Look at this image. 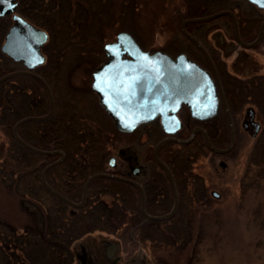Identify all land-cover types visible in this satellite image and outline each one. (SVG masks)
Listing matches in <instances>:
<instances>
[{
    "label": "rangeland",
    "instance_id": "1",
    "mask_svg": "<svg viewBox=\"0 0 264 264\" xmlns=\"http://www.w3.org/2000/svg\"><path fill=\"white\" fill-rule=\"evenodd\" d=\"M25 1L33 4L29 10H24L23 14L49 34V39L43 48L46 61L41 71L45 79H48L46 82L51 89L55 104L51 123L59 124L60 129L69 125L76 133L74 135L76 137L87 135L86 132L93 133L97 129L99 131L96 133L99 134L112 126L115 127L112 119L100 106L91 83L93 70L106 59L103 45L114 41L117 33L129 32L143 49L150 52L161 50L172 57L185 53L197 62H203L201 50L180 29L183 20L209 15L211 12L220 11L218 9L223 7L239 6V11L246 10L247 13L257 14L250 4L238 0H228V2L224 0H23ZM198 25L200 26L193 24L191 29L201 39L207 52L211 51L216 55L220 53V62L224 60L225 64H231L232 50L230 52L224 50L226 54L223 53L219 46V35L215 36L222 34L224 42L233 37L232 29L227 28L226 19L219 17ZM247 53L255 56L258 73L261 72L264 77V41L247 50ZM11 64L13 65L10 68L15 71L25 69L22 63L12 61ZM12 81V84L11 82L8 84H17L13 88L23 86L24 89L27 88V90L23 89L25 93L35 91V87L30 86V82L22 79H12ZM238 86L241 87V84ZM250 86L252 90L248 92L258 97L259 101L251 100L241 110L236 109L239 133L230 152L227 154L212 152L206 143L204 149L199 139L193 145L174 144L164 152L165 156H163L169 160L171 158H168V154H181L179 165L177 162L178 170L193 173L204 182V185H200V188L203 186L202 193H198V199L199 194H202V203L190 205L191 197L185 195L182 199L183 205L174 218L143 222V215L139 211V197L123 190L122 204L127 206L129 211L122 219L119 214L120 220L112 224L100 217L98 206L92 208L95 212H91L90 220L84 223V212L88 207L78 208L74 215H77L80 221L79 230L83 234L86 230L93 229H98V232L81 236L82 238L74 242L75 252L71 253L73 264H77L75 253L81 242L85 245L89 244L95 250V254L102 255L101 238L117 239L124 260L132 258L140 249L148 253L151 264H190L195 251L194 264H264V174L262 173L264 165L258 163L263 159L260 153L264 141V78L257 82L256 86L254 84ZM6 87L1 88L0 91L5 92ZM239 92L244 93L240 89ZM42 96L45 105L48 100V110L49 97L44 86ZM8 98L18 102V99L27 97L23 94V97L21 95L18 99H15V96ZM253 106L256 107L263 127L256 137L246 133L241 126L244 114L248 113L249 109H254ZM223 108H220L218 117L214 119L215 130L213 129L218 142L215 146L220 148L228 146L230 140L227 134V131L230 132L229 126ZM188 133L189 131H185V135ZM57 134L61 135V133ZM152 134H155L153 138H149V135L141 130L137 134L130 135L129 138L116 136L114 143L106 146V153L105 155L102 153V160L98 164L107 168L108 160L112 156H117V148L130 146L135 153L146 152L149 145L155 144L154 137L158 136L156 130ZM137 138H140V141ZM8 139V136L2 133L0 121V227L9 235L12 231L20 235L29 222L23 207L26 204L30 206V198L23 199L20 186L23 184L22 188L27 190L32 188L34 192L32 195L39 199L40 189L36 180L38 176L41 177L43 168L38 165L36 155L26 156L21 149L17 152L13 149V158L5 157V154L3 155L5 149L3 150L2 146L9 141ZM38 139L43 142L45 138L38 137L36 140L33 137V140L38 141ZM78 139L80 138L76 140ZM132 139L135 144L132 143ZM17 143L22 146L18 141ZM94 152L100 159L101 152L99 150ZM221 161L226 163L225 167L220 166ZM3 168L13 170V174L8 176L10 173L2 170ZM67 169L69 167L61 166L51 169L48 172L49 181L58 188L64 187V182H67L64 179L69 178V181L73 179L72 176L67 175ZM70 169H72L71 165ZM159 173V170L153 171L154 177L158 178ZM85 175L89 176L90 172ZM16 180L19 181L18 188L15 187ZM102 184L108 191L101 194V199L108 204L114 202L112 191L109 192L116 189L114 183L96 182L90 192L94 195L102 191ZM188 188L190 189L191 185ZM212 191H217L219 197H214ZM75 197L79 200L81 198L78 194ZM22 199L24 202L21 201ZM34 203L36 204L37 201L34 200ZM169 208V204L152 203L150 211L161 212ZM137 223L141 227L145 225L144 229L135 231L133 229L135 234H132V228ZM91 238L94 240H90Z\"/></svg>",
    "mask_w": 264,
    "mask_h": 264
},
{
    "label": "water",
    "instance_id": "2",
    "mask_svg": "<svg viewBox=\"0 0 264 264\" xmlns=\"http://www.w3.org/2000/svg\"><path fill=\"white\" fill-rule=\"evenodd\" d=\"M250 1L264 9L260 3L254 2V0ZM17 6L18 0H2L0 2V17L12 15L13 18V24L7 31L5 41L2 45V52L16 62L21 61L25 69L12 71L1 76L0 84L17 75H30L43 84L48 94L49 111L47 114L23 117L12 128L14 138L30 151L44 155L60 154L61 157L59 160L46 165L43 169L41 179L44 186L58 198L73 207H82L84 205L90 183L99 177L116 178L140 186L130 178L118 176L113 173L98 172L87 178L83 186L81 201L74 202L48 184L46 173L52 166L62 161L64 152L59 150H44L31 145L20 136L18 128L28 121L47 119L54 112L55 104L51 89L44 78L35 72V69L43 65L46 61L42 48L48 41L49 35L44 29L37 27L21 14L16 13ZM224 14L231 16L235 26L237 41L244 47L255 46L260 41L263 33L264 22L258 37L253 42L244 43L238 32L236 15L231 10H221L207 16L183 20L180 25L182 33L199 47L213 68V62L207 51L187 31L186 25L210 21ZM103 50L106 59L93 70V81L91 83V88L98 96L100 106L113 120L117 130L122 133H131L140 124L150 122L158 116L161 117L165 132L171 136L161 140L157 144L154 150V158L169 175L172 184H174L172 172L158 156L159 148L164 143L175 141L186 144L199 133L203 136L208 148L215 153L225 154L234 148L236 141L235 127L222 90L220 78L215 68V76L213 77L185 53H180L176 57H172L161 50L154 52L144 50L134 36L127 31L117 33L114 41L107 42L103 45ZM220 100L222 101L230 127V141L228 146L224 148L215 146L206 131L201 127L195 128L187 139H180L173 136L182 126V122L177 116V111L182 103H185L189 107L194 117L199 120H205L216 115ZM259 130L260 124L257 123L252 135H257ZM114 161L115 157H111L109 161L111 167L114 166ZM219 164L222 167L226 166L224 161H221ZM141 192L140 210L146 219H169L176 213L178 197L174 185L173 208L170 212L162 215H152L145 209V196L142 188ZM211 194L214 197H219L217 191H212ZM115 248H117L116 245ZM76 258L80 261V264H96L92 253L82 242L78 246ZM108 258H112L111 254L108 255ZM112 260L113 264H117L118 258L115 257Z\"/></svg>",
    "mask_w": 264,
    "mask_h": 264
},
{
    "label": "trees",
    "instance_id": "3",
    "mask_svg": "<svg viewBox=\"0 0 264 264\" xmlns=\"http://www.w3.org/2000/svg\"><path fill=\"white\" fill-rule=\"evenodd\" d=\"M32 4H33L32 2L29 1L23 2L22 0V6H21L22 14L24 13V10L26 9L29 10ZM23 15L26 17V19L32 22L31 19L27 17V15L25 14ZM2 23L3 25H5L6 22L4 21ZM192 25L193 24L187 25V30L190 33H192V29H191ZM6 61L10 62V64H8ZM11 63L12 60L0 51V77L8 72L15 71L10 68L13 65ZM43 68L44 66H41L38 68L39 70L37 71L38 74H40V76H42L45 79L46 77L43 74V71H41ZM12 79H18V80L22 79L26 82H30V86L35 87V91L33 90V92L31 93H25L23 91L24 89L23 86L19 88H13V86L15 85L17 86V84L15 85L8 84V82H11L12 84L13 82ZM45 80L48 82V79ZM3 87H6L7 90L5 92L2 91L4 93L0 91V121H1L2 133L6 134L9 138L8 139L9 141L5 142L4 146H2L3 147L2 149L3 150L5 149L3 155L5 154V157L9 156L13 158L14 156L13 149L15 152H17L18 149L19 151L21 149L26 156L30 154L36 155L37 156L36 161L38 160L37 162L38 165L42 166L43 168L47 163L55 160L58 157V155L35 154L32 151L27 150L25 147L20 146L12 134L13 126L21 118L29 115H44L48 112L49 110V109L47 110L48 100L46 103L47 105H45L42 96L43 84L38 79L32 76L17 75L2 82L0 84V89ZM241 87L240 90L246 93L247 90H245V87L243 85ZM24 90H27V88H25ZM23 94L27 98H24L25 100L23 98L19 100L18 99L19 96L22 95L23 97ZM9 96H15V99H18V102L17 100L11 101L8 98ZM23 101L25 102L23 103ZM40 104H42V106L39 107ZM33 111L34 113H32ZM53 115L54 114H52V116H50L45 120L28 121L23 123L22 125L19 126L18 133L24 140H26L28 143H30L35 147L47 149V150L60 149L65 152V158L63 162L59 164V166L57 167L60 166L69 167V169L66 170V173L68 176L70 177L72 176L73 179L70 181L68 180L69 178L64 179L67 181V183H69L70 186V189L68 190L69 194L66 193L65 194L68 198L72 200H79L76 199L75 195L78 194L79 196H81V187L85 179L87 178L85 174L88 172H90V174H93L96 172L105 171V166L98 163L99 161L102 160V153L103 155H105L106 153L105 152L106 146L112 145L115 141L116 136L118 135L129 138L130 135L134 133H122L118 131L114 126H112L104 130L102 133L99 132V134L96 133L99 131V129H97V131H93V133L86 132L87 135L76 137L74 136L76 135V133L74 132L73 129H71L69 125L64 127L63 129H60L58 128L59 124L51 123V118H53ZM31 129L32 131L29 132V130ZM36 129L37 131L35 132ZM57 133H61V135L59 136V134ZM207 134L210 140L212 141V143L214 144L218 143L217 137L213 132L207 131ZM227 134L229 139L230 133L228 131ZM33 137L36 138V140L38 137H44L45 139L42 142L41 139H38V141L33 140ZM197 137H198L197 139L200 140L199 141L200 145L204 149H206V144L203 140L204 138H202L200 134H198ZM77 138L80 139L76 140ZM99 142L100 145H98ZM262 144L263 146L261 148L263 150L261 151L260 154L263 157V159L259 160L258 163L260 164L263 163L264 165V141ZM168 145H174V144H166L163 147V150L165 148L168 149L167 148ZM0 150H1V146H0ZM96 150H99L101 152L100 159L98 158V155L94 152ZM151 159L154 160L152 152H151ZM181 159H182L181 154L178 155L173 154V158L171 160L169 159L166 160V163L170 167L171 165L174 167V168L171 167V170L173 171L174 174L180 175L182 173H185V171L180 168H179L180 170H178V165ZM70 165L72 166V169H70ZM260 166L261 165H259V167ZM9 168H3L2 170L8 171L10 173L8 176H11V174H13V170H10ZM160 173H162V171ZM262 173L264 174V169H262ZM12 181L14 182L15 180ZM36 182H37V187H39L40 189V191L38 192V194L40 193V198L38 197L39 195H37L39 199H37L35 196L32 195V193H34L33 190H31L32 188L30 190H27V188H22L23 184H21V186L18 185L19 181L16 180L17 186L15 187L18 188V186H20L21 190L23 191L22 193L23 199L30 198L29 199L30 206H27L26 204V206L23 207L24 213L27 214L29 222L28 224L25 225L24 232L20 235L16 234L14 231H12V233L9 235L5 231L3 232L2 228L0 227V264H65V263L73 264L74 259L71 253H73V251L75 252L76 247L73 246L74 242L76 243V241L84 237V235H91V233L95 231L98 232V229H93L91 231L86 230L83 234V232L79 230L81 225H79L80 221H78V216L74 215L76 214V212L71 213L67 209L68 208L67 204H65L63 201L59 200L58 198L54 197L50 192H48L41 183L40 176L37 177ZM96 182H101V183L107 182L111 184L114 183L116 185L115 180L111 178H104V177L97 178L92 182V186ZM153 182L154 181L150 183V187L152 192H155V190L159 189V187L156 186V183L154 185ZM65 183L66 182H64V184ZM201 184L204 185V182L198 177L199 192H201L202 190L201 188L203 187L202 186L200 188ZM102 187H103L102 191L96 192L94 195L92 194L88 195L86 204L84 205L85 207H88L87 211L84 212V223L90 220L89 218L91 216V212H95L92 210V208L95 206L99 207L98 214L100 215V217L105 219L106 222L109 221L108 222L109 224L115 223L116 221L122 219L126 215L127 212L123 207L121 206L117 207L115 205V202H111L110 204H108L107 202L101 199V194H104V192L106 193V191H108L103 186V184ZM64 188L66 189V187ZM111 191L113 193V190H110L109 192ZM201 193L199 194V199H198L199 204H201L202 203L201 201L203 200ZM155 194L156 193H152V196H154ZM23 199L21 201L24 202ZM154 199H160V198L159 196H155ZM163 199L168 200V197L165 195ZM34 200L37 201L36 204L34 203L35 205L33 204ZM150 213L157 215V214H163L165 212L153 210ZM119 214L121 215L120 219H118ZM145 220L146 219L143 217V222ZM144 226L145 225L141 227L137 223L132 228V234H135L134 232L135 230H141V229L143 230ZM100 231L102 230H99V232ZM195 256H196V251H195ZM195 256L191 258L190 264H194L193 261Z\"/></svg>",
    "mask_w": 264,
    "mask_h": 264
},
{
    "label": "flooded vegetation",
    "instance_id": "4",
    "mask_svg": "<svg viewBox=\"0 0 264 264\" xmlns=\"http://www.w3.org/2000/svg\"><path fill=\"white\" fill-rule=\"evenodd\" d=\"M224 1L228 2V0H224ZM238 1H241V3L243 1L245 3L250 4L257 11V14L254 15V14L247 13L246 10L239 11V9H240L239 6L232 7V8L223 7V8L218 9V10H220V11L221 10H231V11L234 12V14L236 15L237 22H238V32H239L241 40L244 43H250V42H253L258 37V35L260 33V30H261L263 22H264V9L258 7L257 5L252 3L250 0H238ZM21 6H22V0H18V6H17L16 13L21 14L22 16H24L22 14V11H21ZM216 12H218V11L211 12L210 14H213V13H216ZM201 16H207V15H201ZM219 17H224L226 19V23L228 24L227 28H231L232 29L233 37L228 38L226 40V42H224V39H222V34H216L215 35V36L219 35L218 37H219L220 50L221 49H222V51L228 50L229 52L232 50L231 53H230L231 54V57H230L231 58V64H225L224 60L221 63L220 62V53L219 52H218L219 54H217V55L213 54L211 51H208L207 53H208L209 57L211 58V60L213 62V65H214V68L216 69V72H217V74H218V76L220 78V83L222 85V90H223V93H224V96H225V99H226V103L228 105L229 111H230L232 119H233V124H234V127H235L236 138H237L239 130L237 128L238 127V125H237V116L235 114L236 109L239 108L238 110H241L243 108V106L247 102H249L251 100L252 101L256 100V102L259 101L258 97H255L254 95H252V93H250L248 91L252 90L250 88L251 84H254L256 86V83L261 81L264 77H263L261 72H260V74L258 73L259 72L258 71V66H257L258 62H256L255 56L251 55V54H248L247 50L254 48L260 42L264 41V28H263L262 37H261L260 41L255 46H253V47H244V46L240 45L238 43V41H237L236 33H235V26H234V23H233V20H232L231 16L229 14H224V15H221ZM219 17H217V18H219ZM212 20H214V19H212ZM4 21L6 22L5 25H3V23H2ZM205 22H207V21L193 23V24H197V26H200L198 24H202V23H205ZM12 24H13L12 15H8V16H5V17H0V51H2V45H3L4 41H5L6 33L9 30V28L11 27ZM219 31L222 32L223 30L219 29ZM222 33H224V32H222ZM191 34L202 44L201 39H199L198 35L195 34L194 31ZM202 46H203V44H202ZM42 52L45 55L43 49H42ZM223 53L226 54L225 51ZM202 54H203V58H204L203 62H197L195 59L191 58L189 55L188 56L192 60H194L196 63H198L199 66H201L202 68L207 70L214 77L215 73H214V68H213L212 64L206 58V56L204 55L203 52H202ZM233 55L235 57H233ZM223 56H224V54H223ZM228 56H230V55H228ZM45 57H46V55H45ZM19 63H22V62L19 61ZM22 65H23V63H22ZM23 67H24V65H23ZM38 68L35 70V72L38 70ZM255 79H259V81L257 80V82H256ZM238 84H241V86L243 85L245 87V90H247V92L241 94L242 92H239L240 87L238 86ZM246 85L249 86V88ZM259 96L261 97V94ZM221 107H223V105H222V101L220 100L219 106H218V111H217L216 115H214L213 117H211L209 119L199 120V119H197L196 117H194L192 115L189 107L185 103H182L180 105L178 111H177V116L180 119V121L182 122V126L179 129V131L173 136L176 137V138H180V139H187V138L190 137L192 131L195 128H198V127L203 128L206 131V133H207V131L213 132L215 130V127H214L215 126V124H214L215 121H214V119H216L218 117V114H219V111H220ZM224 112H225V110H224ZM225 115H226V113H225ZM244 115L245 116L242 119L241 126H242L243 130L246 133H248L251 136H253L252 132L254 131L257 123L260 124L259 132L262 130V128H263L262 127V122H261V120L258 117L256 107H254V109L253 108L249 109L248 113L246 112V114H244ZM226 120H227V123H228V126H229V122H228L227 116H226ZM141 130H143L145 132V134H148L149 138H153V136L155 134H152V132L156 130L158 136L154 137V138H156L155 139V144L153 146L149 145L146 148V152L144 151V153H141V154L138 153V152L135 153L134 151H132L130 146L125 147V148H117V156H112V157H115L114 166L113 167L110 166V164H109L110 159H109L108 162H107V164H108L107 168H105V171H103V172H107V173H113V174H116L118 176H124V177L130 178V179H132L133 181L137 182L140 185V186H137V185H135V184H133L131 182H127V181L116 179V178H111V179L115 180V182H116V189H114L113 193H112L115 205L117 207H120V206L123 207L125 209V211L128 213L129 210L127 209V206L123 205L122 204V200H121L122 192H123V190H126V191H128L130 193H133V194H135V195H137L139 197V211L141 213L140 208H141V194H142L141 188H142L143 192H144V196H145V209L148 212L150 211V207H151L152 203H159V204H169V206H170L169 210L164 211L165 213H168V212H170L172 210L173 204H174V192H173V185H174L175 189H176L177 197H178V208H177V211L172 217H170V218H174V216L178 213V211L180 210V208L183 205L182 199H183V197L185 195H188V196L191 197V199L189 201L190 205L191 204H195V205L198 204V193H199L198 176L193 174V173H182L180 175L179 174H174L173 171L171 170V167H173V166L171 165V167H170L166 163L167 159L164 157L165 156L164 152L167 149L165 148L163 150V147L166 144H180V145H189L190 144V145H193L194 143H196L197 138H198L197 135L199 133L196 134L189 143L184 144V143H179V142H175V141H169V142L164 143L159 148V152H158L159 158L169 167V169L172 172L173 180H174L173 181L174 184H172V181H171L169 175L164 170V168L157 162V160L155 158H154V160L151 159V152H152L153 157H154V150H155L157 144L161 140L171 136V135H169V134H167L165 132V129L163 128V125H162L161 117L158 116L157 118H155L154 120H152L150 122H146V123L140 124L131 133H134V134L136 133L137 134V132L139 133ZM185 131L186 132L189 131V133L185 135ZM229 131H230V127H229ZM257 135H255L253 137H256ZM137 139H138V141H140L139 140L140 138H137ZM229 139H230V136H229ZM132 143L135 144V141L133 140ZM171 147H172V145H168L167 146V148H171ZM151 148H152V150H151ZM40 149H42V148H40ZM57 150L63 151V150H60V149H57ZM34 153L35 154H40V153H36V152H34ZM56 154L58 155V157L55 160L47 163L46 165L51 164L53 162H56L57 160L60 159V157H61L60 154H58V153H56ZM225 154H227V153H225ZM41 155H44V154H41ZM167 156H168V158H171V159L173 158V154L172 153L168 154ZM64 158H65V152H64ZM64 158L62 159L61 162H59L58 164L52 166L47 171L46 179H47L48 184L52 188H54L55 190H57L58 192H60L64 196H66V194H69V192H68V190L70 189L69 183L66 182L64 184V187H66V189L64 187L58 188L56 186V184H54L52 181H49L50 179L48 178V172H50L51 169L59 166V164H61L63 162ZM46 165L43 167V169L46 167ZM158 170H160V172L162 171V173H159V177L155 178L154 174H153V171H158ZM96 173H98V172H96ZM90 175H92V174H90ZM89 176H87V178ZM87 178L85 179V181H84V183H83V185L81 187V198H82L83 186H84ZM104 178H107V177H104ZM40 179H41V177H40ZM152 181H154L153 182L154 185L156 183V186L159 187V189L155 190V192H152L151 187H150V183H152ZM92 182L90 183V185L88 187V191H87L86 200H85L84 205L86 204L88 195L92 194L90 192L91 191V187H92ZM41 183H42V179H41ZM189 185H191L190 189L188 188ZM43 186H44V184H43ZM161 186H163V187H161ZM44 188L48 192H50L54 197L58 198L55 194H53L45 186H44ZM152 193H156V194L154 196H152ZM165 195L168 197V200L163 199V197H165ZM149 196H150V198H149ZM155 196H159L160 199H154ZM81 198H80V200H73V201L74 202H80ZM171 198H172V201H171ZM58 199L61 200L60 198H58ZM61 201H63V200H61ZM65 204H67V203H65ZM84 205L82 207H84ZM67 207H68V210L71 213L75 212L78 208H82V207H73V206H71L69 204H67ZM165 213H163V214H165ZM153 215H155V214H153ZM157 215H161V214H157ZM146 220H150V219H146ZM162 220H164V219H162ZM155 221H159V220H155ZM90 240H94V239L91 238ZM100 242H101V245H102V247H101L102 251H100L102 255H100V256L95 254V252H94L95 250H93L90 247L89 244H86L87 248L92 253V256H93L96 264H113L112 263V261H113L112 258L114 259L115 257L118 258L117 264H151L149 256H148V253L146 251H144V250H140L139 249L136 252V254H134V256L132 258L124 260L122 258V256H121L120 244H119L117 239H115V238H101ZM115 245L117 246V248H115ZM109 254H111L112 258H108ZM75 260L77 261V264H80V261L77 260L76 257H75Z\"/></svg>",
    "mask_w": 264,
    "mask_h": 264
},
{
    "label": "snow or ice",
    "instance_id": "5",
    "mask_svg": "<svg viewBox=\"0 0 264 264\" xmlns=\"http://www.w3.org/2000/svg\"><path fill=\"white\" fill-rule=\"evenodd\" d=\"M0 2H2V0H0ZM254 2H258L261 4L262 7H264V0H254Z\"/></svg>",
    "mask_w": 264,
    "mask_h": 264
},
{
    "label": "bare ground",
    "instance_id": "6",
    "mask_svg": "<svg viewBox=\"0 0 264 264\" xmlns=\"http://www.w3.org/2000/svg\"><path fill=\"white\" fill-rule=\"evenodd\" d=\"M49 35V34H48ZM49 39V38H48ZM44 48V47H43Z\"/></svg>",
    "mask_w": 264,
    "mask_h": 264
}]
</instances>
